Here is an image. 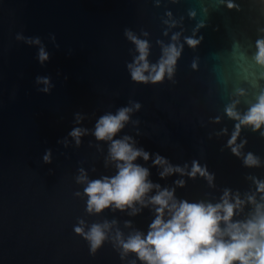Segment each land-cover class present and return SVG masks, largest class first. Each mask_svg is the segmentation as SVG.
<instances>
[{"label": "water", "instance_id": "obj_1", "mask_svg": "<svg viewBox=\"0 0 264 264\" xmlns=\"http://www.w3.org/2000/svg\"><path fill=\"white\" fill-rule=\"evenodd\" d=\"M125 29L149 42L150 63L179 34L175 43L183 51L172 80H131L127 64L137 53ZM262 30L264 0H159L158 6L156 0H0V264H141L134 254L121 259L114 241L117 230L125 238L134 230L146 233L154 218L151 205L134 216L131 209L89 215L87 197L74 195L85 186L76 182L79 169L89 179L114 174L113 165L105 166L108 144L91 132L99 116L130 100L141 108L116 138L131 136L153 157L158 153L189 170L197 160L215 176L214 187L199 176L161 179L151 159H138L154 184L175 188L178 199L190 202L216 203L224 189L242 199L255 193L259 202L251 178L264 180V136L241 128L237 143L247 141L242 153L261 159L259 168L244 167L226 146L237 121L225 107L234 103L244 113L264 92V66L254 59ZM188 37L203 39L192 48ZM29 38L40 44L27 43ZM41 47L49 55L43 64ZM37 77L49 78V92ZM73 127L89 130L79 147L68 136ZM48 149L50 164L43 161ZM181 179L185 186L176 187ZM251 211L246 205L234 219ZM80 219L86 230L116 221L94 255L73 230Z\"/></svg>", "mask_w": 264, "mask_h": 264}, {"label": "clouds", "instance_id": "obj_2", "mask_svg": "<svg viewBox=\"0 0 264 264\" xmlns=\"http://www.w3.org/2000/svg\"><path fill=\"white\" fill-rule=\"evenodd\" d=\"M156 2L158 6L159 0ZM227 7L231 9L234 5L228 3ZM124 35L135 46L137 53L132 62L127 64L133 82L158 84L166 78L173 79L177 61L183 51V45L175 43L179 34L172 36L173 43L162 45V54L156 63H150L148 59L150 44L146 39L139 38L129 29H125ZM143 35L147 36V33ZM17 39L25 38L18 36ZM202 39L203 37L200 40L188 37L185 38V43L195 48ZM26 42L40 44L39 38H29ZM256 49L255 62L264 66V39L256 41ZM38 59L41 64L49 59L43 47L39 49ZM195 67L193 64V68ZM37 82L47 85L42 91H50L49 78L37 77ZM140 108L139 102L130 100L129 106L121 107L115 113L106 112L99 116L91 132L96 141L108 144L105 166L113 165L114 174L89 179L87 172L81 168L76 177V182L85 186L83 193L78 191L74 195L87 197L86 212L89 215H99L106 209L121 212L131 209L130 215L134 216L151 205L154 218L146 233L134 230L125 238L117 230L114 242L120 250L121 259L134 254L141 264H264V180L251 178L256 186V193L261 196L259 202L255 193L245 194L242 199L239 192L233 193L230 189H224L216 203L178 199L175 188H162L161 185L154 184L149 179V168L136 161L142 159L147 162L151 159L152 166L160 169L158 174L161 179L174 174L187 175L190 179L199 176L210 187H214L215 176L208 171L206 165H201L197 160L191 162L189 170V165H173L158 153L153 157L143 148L136 147L131 136L116 138L131 121V115ZM225 113L230 119L237 121L226 146L234 156L242 157L244 167H261L260 157L252 152L242 153L247 141L237 143V139L242 127H250L253 132L259 131L264 136V131H260L264 128V92L260 93L246 112L236 111L233 103L225 107ZM82 120L83 116L77 113L76 124H80ZM88 134L87 128L73 127L68 136L79 147L82 137ZM62 143L67 147L68 139L65 138ZM43 161L46 164L52 162L50 149L46 150ZM174 183L176 187L185 186L183 179ZM153 191L155 194L150 195ZM246 205H252V211L247 217L242 220L234 219L237 213L243 212ZM115 223L116 221L93 223L86 230L85 221L80 219L73 230L87 241L90 254L94 255L108 239V232ZM125 227H131V221H125Z\"/></svg>", "mask_w": 264, "mask_h": 264}]
</instances>
